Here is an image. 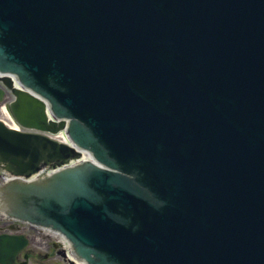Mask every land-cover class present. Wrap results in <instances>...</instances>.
<instances>
[{"label": "water", "instance_id": "obj_1", "mask_svg": "<svg viewBox=\"0 0 264 264\" xmlns=\"http://www.w3.org/2000/svg\"><path fill=\"white\" fill-rule=\"evenodd\" d=\"M0 51L13 69L67 85L49 89L64 114L86 122L71 121L75 140L103 163L145 171L171 202L152 213L118 174L77 167L27 187L54 200L53 217L81 254L264 264V0H0ZM13 91L22 125L63 127ZM78 156L0 122V160L15 175ZM117 204L135 213L138 232L108 215Z\"/></svg>", "mask_w": 264, "mask_h": 264}, {"label": "flooded vegetation", "instance_id": "obj_2", "mask_svg": "<svg viewBox=\"0 0 264 264\" xmlns=\"http://www.w3.org/2000/svg\"><path fill=\"white\" fill-rule=\"evenodd\" d=\"M0 180H3L1 174ZM43 233L44 231L40 227L33 224L30 225L24 221L9 219L0 214V253L4 254L6 262L11 264H25V262L26 264H47L45 262L47 258L51 259V263L53 264H63L61 262V255L63 253L61 249L60 251H53L52 249L48 254L39 251V248L43 247L44 244ZM23 238L26 241V245L20 248L16 257L12 256L13 244L17 243L20 246ZM46 239L50 238L47 237ZM33 245L37 246L34 251L30 249ZM47 246L49 247L50 244ZM0 264L8 263L0 261Z\"/></svg>", "mask_w": 264, "mask_h": 264}, {"label": "bare ground", "instance_id": "obj_3", "mask_svg": "<svg viewBox=\"0 0 264 264\" xmlns=\"http://www.w3.org/2000/svg\"><path fill=\"white\" fill-rule=\"evenodd\" d=\"M16 86V85H15ZM14 86V87H15ZM13 88V87H12ZM4 90L5 91H7L6 90V88L4 87ZM5 93H8V91L7 92H5ZM2 112H3V115H4V117H6L7 119H8V121L10 122V123H12V124H15V121H14V118L12 117V115H10L9 114V112H8V110L6 109V107L5 108H2ZM14 127H19L17 124L16 125H13ZM50 133V132H49ZM51 137H49L50 139H53L54 141H56L59 145L60 144H63V145H65V143H68L67 142V140H66V138L62 135V133H61V131L59 132L58 131V134L57 135H51V134H49ZM70 145V144H69ZM82 157H84V158H88V159H91L92 158V156H90L89 154H87V153H82ZM81 157V158H82ZM73 161H75L74 159H72V161L69 163V164H72V162ZM61 167H63V165H61ZM61 167H56V168H53V169H51V170H47V169H42L41 171H40V173H38V175H35V176H33V177H37V176H39V177H41L40 176V174H42L43 176H45L46 178H48V180H51V179H49L50 177H49V174L51 173V172H53V171H56V170H58V169H61ZM69 257L71 258V256H67V259H68V261H69Z\"/></svg>", "mask_w": 264, "mask_h": 264}, {"label": "rangeland", "instance_id": "obj_4", "mask_svg": "<svg viewBox=\"0 0 264 264\" xmlns=\"http://www.w3.org/2000/svg\"><path fill=\"white\" fill-rule=\"evenodd\" d=\"M11 95L10 94H7V95H4L2 98H0V106L4 105V102L9 99ZM12 97V96H11ZM43 239H44V244H43V247L39 248V251H41L42 253H49L50 250L53 249L54 250H58L60 251V249H62V244L60 241H58L55 237V235H50V234H47V233H43L42 235ZM50 238V239H46V238ZM50 240V242H49ZM56 243V244H55ZM50 244V246L48 247L47 245ZM53 245V246H52ZM37 248L36 245H33L32 248H30L32 251H34L35 249ZM61 255V254H60ZM46 259V258H45ZM61 259H63V261L61 260V262L63 264H70L69 262H67L64 257L61 255ZM47 264H53L51 263V259L47 258L46 261H45Z\"/></svg>", "mask_w": 264, "mask_h": 264}]
</instances>
